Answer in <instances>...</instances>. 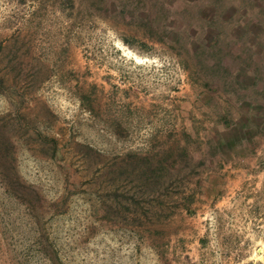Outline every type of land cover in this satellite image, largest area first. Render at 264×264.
Listing matches in <instances>:
<instances>
[{
    "label": "rangeland",
    "instance_id": "1",
    "mask_svg": "<svg viewBox=\"0 0 264 264\" xmlns=\"http://www.w3.org/2000/svg\"><path fill=\"white\" fill-rule=\"evenodd\" d=\"M248 1L257 37L201 41L158 0H0V264H264Z\"/></svg>",
    "mask_w": 264,
    "mask_h": 264
},
{
    "label": "crops",
    "instance_id": "2",
    "mask_svg": "<svg viewBox=\"0 0 264 264\" xmlns=\"http://www.w3.org/2000/svg\"><path fill=\"white\" fill-rule=\"evenodd\" d=\"M158 1L173 10L174 15L170 17V21H174V23L170 24V28H174V26L180 28V24L185 25V30L188 32L191 40L198 39L199 37L203 41L206 39L208 33H212L213 41L224 38L227 40L239 39L242 35H248L250 37L258 36L253 31V26H259L260 22L258 21L260 20L254 16H250L248 6H245L249 2L248 0H245V4L239 3V0ZM259 7L258 5L257 8ZM240 8L243 9V12L241 11L240 14H237L236 11ZM257 8L256 5L253 6V9ZM260 8H263V6ZM188 9L189 11L194 10L192 13L194 21L186 23L184 18L188 15ZM262 23L264 24V21ZM237 30H242L238 37L235 35ZM224 31L228 33L227 36L223 35Z\"/></svg>",
    "mask_w": 264,
    "mask_h": 264
}]
</instances>
